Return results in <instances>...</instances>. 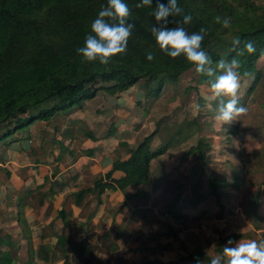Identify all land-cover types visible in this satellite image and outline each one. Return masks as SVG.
Here are the masks:
<instances>
[{"label":"crops","instance_id":"obj_1","mask_svg":"<svg viewBox=\"0 0 264 264\" xmlns=\"http://www.w3.org/2000/svg\"><path fill=\"white\" fill-rule=\"evenodd\" d=\"M140 82L121 93L99 91L78 109L61 115V123L53 122L51 136L38 131L0 147V261L197 264L199 259L208 264L213 256L223 255L224 246H235L241 239L260 241L264 196L260 188L253 194L243 192L247 172L238 152L225 143L206 150L203 159L214 153L213 162L221 167L226 161L218 160H230L232 171L227 178L218 177L222 186L217 190L212 187L215 177L210 178L209 189L198 186L200 177L195 182L181 178L183 169L195 170L187 162L191 156L200 158L197 150L182 146L200 132V126L182 142L173 139L180 130L166 137L162 143L170 141L171 146L153 159L143 196L136 195L138 186L106 189L101 196L91 190L78 195L105 178L115 159L128 158L140 134L146 137L155 131L149 129L157 117L149 124L144 118L156 96L147 95L138 87ZM158 138L159 132L153 149L161 145ZM168 153L178 168L174 171ZM204 162L196 165L207 168ZM176 171L177 177H170ZM229 240L234 243L228 245Z\"/></svg>","mask_w":264,"mask_h":264},{"label":"trees","instance_id":"obj_2","mask_svg":"<svg viewBox=\"0 0 264 264\" xmlns=\"http://www.w3.org/2000/svg\"><path fill=\"white\" fill-rule=\"evenodd\" d=\"M124 2L131 9L128 22L135 27L126 53L113 57L105 66L85 61L77 49L93 34L91 23L107 7V0H0V147L19 140L18 133L39 120L51 121L72 112L75 105L95 98L101 90L121 93L145 79L147 95L158 96L167 82L176 83L186 70L195 68L183 55L173 59L159 49L151 31L156 26V0L139 8L136 5L142 0ZM160 2L167 4L168 0ZM177 4L183 11L169 18L174 21L169 27L182 26L189 34L206 29L202 49L213 67L221 59H238L239 75L255 74L254 88L261 76L258 60L264 52V0H177ZM189 14L191 22L183 24ZM224 18H230L229 28L223 27ZM235 38L241 41L238 50L233 49ZM248 41L253 42L254 53L244 48ZM237 51L242 54L237 55ZM149 53L152 61L147 59ZM157 132L144 137L128 158L115 159L105 178L97 179L78 195L91 190L101 196L106 189L138 186L136 195L143 196L151 181L153 159L171 146L168 141L153 149ZM206 147L207 142L200 139L191 149L203 159ZM212 182L214 190L222 186L215 178ZM258 202V198L252 201L254 209Z\"/></svg>","mask_w":264,"mask_h":264},{"label":"rangeland","instance_id":"obj_3","mask_svg":"<svg viewBox=\"0 0 264 264\" xmlns=\"http://www.w3.org/2000/svg\"><path fill=\"white\" fill-rule=\"evenodd\" d=\"M257 67L261 71V76L254 88H252V83L255 74L244 77L240 75L241 86L238 93L239 104L247 107L248 111L246 115L230 124L224 125L215 120L214 117L217 114L216 109L218 108V101L205 99L206 96L210 95V81L205 80L198 74L195 68L186 70L176 83L174 81L168 82V84L164 86L165 88H163L161 94L155 97L156 100L150 101V107L144 119H146L149 124L151 119L155 120L157 117L158 120L155 121V123H150L151 128L149 129L153 130L156 128L159 132V138L156 141L157 144H162L163 141L168 140L166 137H170L173 132L177 133V130H180L183 135L181 136L182 133L180 135L175 134L173 139L180 142H182L184 138L187 140L188 138L186 137L188 136H186L185 133L192 134L198 126H200V132L195 133L196 135H194V137L184 141L182 146L188 149L196 145L200 139L207 142L206 150L210 147H219L224 143L229 145L231 147L230 149H232L233 152H238L240 154H238V157L244 161L243 170L246 167L250 168L247 169V174L245 173L248 185L244 187L243 192L245 194H253L260 188V194L264 196V52L258 60ZM138 87L145 90L146 80H141ZM82 104L75 105L72 110L78 109ZM91 104L93 105L95 102H86L85 105L87 107L91 106ZM153 114L159 116H154ZM62 117L63 116L60 117V115H57L52 118V122L50 121L48 124L36 122L30 127L25 128V130H21L18 133V137L26 134L38 133V131H40L42 135L49 131V135L51 136L55 128L52 123H61ZM139 136H141V140L145 137L142 134ZM39 140H41V138ZM37 153L40 157L42 156L39 150H37ZM166 157L170 162L169 165H172L170 167L171 171L178 169L175 168L176 166L169 153ZM214 158H216V154L214 153L211 154L208 159H201L197 154H193L187 162L191 166L194 165L195 170L191 171V169H188L185 171L183 169L182 171L184 173L180 174L181 178L190 179L195 182L198 181L200 177L201 180L199 179V181L201 184L198 186L204 185L206 189H209L211 186V184L209 185L211 177H215L217 180L221 179L218 177H229V172L232 171L230 168V160L226 157L222 160H218L226 161V163L223 162L224 166L221 167L218 162H213ZM180 161L183 162L182 160ZM201 162H204L207 168L203 165H196V163ZM182 171L180 170V172ZM177 173H179V171L173 172L170 177H177ZM170 177H168L169 181L171 179ZM249 207L251 209L252 206L249 205ZM260 241H264V231L261 234ZM0 264H12V260L8 258L3 262L0 261Z\"/></svg>","mask_w":264,"mask_h":264},{"label":"clouds","instance_id":"obj_4","mask_svg":"<svg viewBox=\"0 0 264 264\" xmlns=\"http://www.w3.org/2000/svg\"><path fill=\"white\" fill-rule=\"evenodd\" d=\"M153 0H142L136 7L151 6ZM182 8L178 6L177 0H168L162 3L156 0L154 17L156 26L151 31L155 37L159 49L167 56L175 59L183 55L187 61L195 66L198 74L213 78L210 81V95L205 99L218 101V108L215 120L222 124H230L238 118L247 114V107L239 104L240 75L237 71L240 62L236 58L230 61L224 59L216 62L202 49V42L206 29L201 28L199 33L189 34L184 27H169L174 23L169 18L180 15ZM131 9L124 0H107V7L99 11L98 17L91 23V32L86 36L83 47L77 49L87 62L98 61L101 65H108L111 59L117 55L125 54L128 41L132 35L135 25L129 23ZM192 16L185 15L183 24H189ZM217 23H221V18L216 17ZM224 28L230 27V18L222 21ZM233 49L238 50L241 44L239 38L232 41ZM248 53H254L256 48L253 42L244 44ZM237 51V55H241ZM147 59L152 61L153 55L149 53ZM217 71L222 74L217 75ZM232 240L228 245H232ZM197 264L204 262L197 259ZM210 264H264V241L239 240L235 246H224L223 255H215L211 258Z\"/></svg>","mask_w":264,"mask_h":264}]
</instances>
